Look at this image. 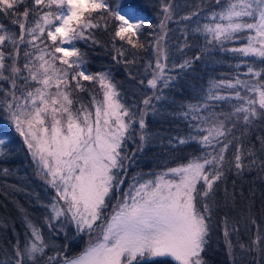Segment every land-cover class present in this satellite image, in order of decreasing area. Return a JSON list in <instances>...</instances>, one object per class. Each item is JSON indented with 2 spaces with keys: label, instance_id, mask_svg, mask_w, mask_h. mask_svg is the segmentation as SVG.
I'll use <instances>...</instances> for the list:
<instances>
[{
  "label": "snow or ice",
  "instance_id": "snow-or-ice-1",
  "mask_svg": "<svg viewBox=\"0 0 264 264\" xmlns=\"http://www.w3.org/2000/svg\"><path fill=\"white\" fill-rule=\"evenodd\" d=\"M147 6L0 0V16L13 26L0 22V176L16 175L2 165L18 136L51 189L46 202L36 195L39 223L17 202L23 239L12 225L14 238L0 241V264H208L215 227L231 264H264V227L237 190L246 172L264 179V0H156L157 22ZM79 41L110 45L131 88L111 67L90 71ZM199 61L232 71L178 102L174 90ZM150 117L179 121L186 131L153 132ZM156 143L166 154L192 152L172 155L174 166L166 160L129 174ZM240 202L246 208L233 217ZM242 222L252 233L247 244L232 239ZM8 227L0 217V229Z\"/></svg>",
  "mask_w": 264,
  "mask_h": 264
},
{
  "label": "trees",
  "instance_id": "trees-1",
  "mask_svg": "<svg viewBox=\"0 0 264 264\" xmlns=\"http://www.w3.org/2000/svg\"><path fill=\"white\" fill-rule=\"evenodd\" d=\"M177 4L183 6L185 0H175ZM192 2V0H188ZM156 3V0H147L146 12L151 17L153 22L156 21V9L152 7ZM188 9L181 7V13L186 12ZM0 22H3L8 27L9 21L0 16ZM174 27V25H173ZM18 31V28L16 29ZM97 37L101 41H107L108 37L102 31H98ZM77 47L86 54L88 59V68L90 71L100 70L102 67H111L113 76L116 81L120 82L124 90L131 88V84L127 81V75L124 71L123 65H116L111 60L110 45L109 50H106L101 46H90L83 41L77 42ZM195 49L189 51V55L195 54ZM141 56H147V53H141ZM217 59L228 60L230 57H221L220 54H216ZM232 69L228 67L227 63H215L203 61L196 62L192 69L185 75L178 84V87L174 90V95L177 101H181L193 95L194 91L198 90L201 86L206 85L210 76H216L219 78L221 73H229ZM85 99L87 96L85 95ZM149 128L153 132H159L161 135H167L168 133H175L177 130L186 131V128L179 121H173L170 118L167 120L160 118H149ZM13 143L15 145L14 154L3 163L2 166L9 167L16 172V175L3 177L0 176V217L7 219L9 227L7 230L0 229V241H6L13 239L12 225L15 226L17 233L21 234L23 239V224L17 210V202L19 205L27 209L37 223L40 222L43 216V209L36 203V195L39 196L41 201H47L51 194V189L46 188L43 182L35 175L34 166L31 163V157L27 155L26 148L22 147V140L18 136H14ZM192 152V148L185 147L183 151L166 154V149L162 148L159 143L147 147L141 157H138L139 167L130 170L132 172L141 171L147 172L149 170H158L164 166L165 161L170 162V166H174L176 161L171 160V156L187 157ZM231 155V153H229ZM233 177H229L228 185L231 189ZM17 185L24 188L26 191H13L6 185ZM242 189L243 197L251 198V203L254 205L253 213L258 222L264 227V211H262V205H264V179L257 178L256 172H246L243 178L237 179V190ZM32 193L33 195H28ZM254 193V196H253ZM241 208H246L245 202H240L238 206L230 213L233 217L238 218L241 215ZM45 236H47V230L45 229ZM254 231V229H253ZM252 235L248 231L247 227L241 223V231L239 236L233 235L234 242L237 240L239 243L247 244L249 238ZM62 243L61 241H58ZM83 246L81 240L78 244L74 245L69 254L78 252ZM237 255H239V248L237 246ZM205 257L208 264H231L223 245L222 231L219 227H215L212 233L210 246L208 247Z\"/></svg>",
  "mask_w": 264,
  "mask_h": 264
},
{
  "label": "rangeland",
  "instance_id": "rangeland-1",
  "mask_svg": "<svg viewBox=\"0 0 264 264\" xmlns=\"http://www.w3.org/2000/svg\"><path fill=\"white\" fill-rule=\"evenodd\" d=\"M126 186V185H125ZM48 234V233H47Z\"/></svg>",
  "mask_w": 264,
  "mask_h": 264
}]
</instances>
